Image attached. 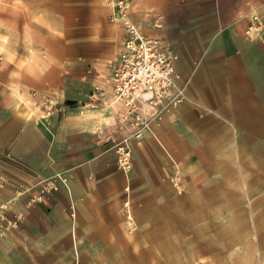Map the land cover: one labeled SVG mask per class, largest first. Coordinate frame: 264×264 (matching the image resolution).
Segmentation results:
<instances>
[{
    "label": "crops",
    "instance_id": "1",
    "mask_svg": "<svg viewBox=\"0 0 264 264\" xmlns=\"http://www.w3.org/2000/svg\"><path fill=\"white\" fill-rule=\"evenodd\" d=\"M159 1L153 11L145 0H137L133 22L176 47L187 98L153 121L142 139H131L133 167L128 172L119 168L109 138L116 123L113 110L81 111L96 86L109 93L125 33L113 60L64 67L52 86L47 81L29 86L2 75L0 68V205L8 202L0 207V264H64L83 260L85 248H103L118 258L124 226L138 228L139 220L156 213L173 190L171 176L181 174L192 191L216 180L218 169L200 141L210 134L213 120L206 110L237 104L236 120L245 122L242 109L263 103L264 34L252 38L245 31L253 13L264 18V0ZM158 15L163 27L151 29ZM47 96L53 98V110L44 116ZM25 98L34 106L27 116L19 109ZM130 130L128 125L114 137ZM58 173L68 183L57 178V190L39 183ZM39 194L42 198L36 199ZM130 195L133 218L123 206ZM17 214L18 224L6 228ZM73 226L81 258L75 253Z\"/></svg>",
    "mask_w": 264,
    "mask_h": 264
},
{
    "label": "rangeland",
    "instance_id": "2",
    "mask_svg": "<svg viewBox=\"0 0 264 264\" xmlns=\"http://www.w3.org/2000/svg\"><path fill=\"white\" fill-rule=\"evenodd\" d=\"M145 1L153 11L160 4L159 0ZM136 13L137 0H131L127 19L135 21ZM162 27L163 22L162 25L155 22L151 29ZM123 33L125 21L117 0H0L1 72L29 86L46 81L52 86L57 72L64 67L80 61L104 65L113 60ZM108 84L110 90L105 92V99L111 96L109 80ZM46 100L53 105V98L47 96ZM25 103L30 115L34 112L33 103L29 98L22 104ZM263 105L243 108L241 119ZM101 107L113 110L116 118L123 110L117 104ZM218 107L219 110H206L205 115L213 118L208 126L211 130L200 139L218 169L216 180L192 191L181 174L179 185L173 183L171 176L173 190L169 199L156 208V213L144 217L143 222L139 220L138 228L134 229L130 223L124 226L118 258L106 255L103 248H85L83 251L88 255L83 260H62L64 264L69 261L71 264H264V136L236 120L239 105ZM126 188L131 191L130 184ZM125 202L127 216L133 218L128 211L132 207L131 195ZM244 232L253 241L252 260L238 263L236 256L249 250L240 239ZM162 238L175 244L178 250L187 243L189 256L180 254L178 259L167 260L153 250ZM259 240L263 241L260 246Z\"/></svg>",
    "mask_w": 264,
    "mask_h": 264
},
{
    "label": "built area",
    "instance_id": "3",
    "mask_svg": "<svg viewBox=\"0 0 264 264\" xmlns=\"http://www.w3.org/2000/svg\"><path fill=\"white\" fill-rule=\"evenodd\" d=\"M117 4L125 21V37L109 78L111 96L105 99L106 91L96 86L89 99L82 104L81 111L85 107L98 108L106 104L123 107L117 114L116 123L109 130V138L113 139L112 148L117 154L119 168L128 172L132 168L131 139H142L153 121L161 119L168 110L183 102L187 95L178 69L179 53L176 47L167 38L147 34L127 19L131 0H117ZM156 24L162 25L160 16H157ZM245 32L252 38L261 37L264 34V18L253 13ZM46 101L44 116L50 115L53 110V105L49 100ZM128 125L132 130L124 133L121 138L114 137L115 131L125 130ZM57 178L68 183L62 173L42 179L39 183L44 184L47 190H57ZM171 179L175 185H179L182 177L176 173ZM35 197L41 199L42 194ZM7 205L8 202H4L0 207ZM125 205L128 206L126 202ZM19 220L21 215L17 214L5 227H13Z\"/></svg>",
    "mask_w": 264,
    "mask_h": 264
},
{
    "label": "bare ground",
    "instance_id": "4",
    "mask_svg": "<svg viewBox=\"0 0 264 264\" xmlns=\"http://www.w3.org/2000/svg\"><path fill=\"white\" fill-rule=\"evenodd\" d=\"M263 104H264V93H263ZM27 107H28L27 103L22 104L20 106V111L25 116H27L29 113V110ZM242 120L243 121L245 120V122H248L253 127V129L255 131L261 133L264 136V105L262 106V109H261V107L256 109L253 114L248 115L245 119H242ZM232 222H234V221H232ZM240 236H241L240 239L243 240L248 245L249 250H248V253H246L247 255L242 254V253L238 254L236 256V261H238V263H240V262L241 263L251 262V260H252L251 247H252L253 241L251 239H249L248 232H244ZM73 238H74V243H75L74 247H75L76 255L78 257H80L79 246H78V237H77L76 227H74V226H73ZM262 242L263 241L259 240V246ZM179 248H183V249L178 250L177 247H175V244L173 245L169 240H167L165 238L159 239L158 242H156V244L153 246V250L165 255L167 260L178 259L180 257V254H182V257H188L189 256L187 243L181 244Z\"/></svg>",
    "mask_w": 264,
    "mask_h": 264
}]
</instances>
